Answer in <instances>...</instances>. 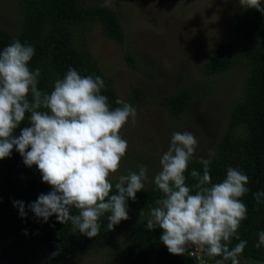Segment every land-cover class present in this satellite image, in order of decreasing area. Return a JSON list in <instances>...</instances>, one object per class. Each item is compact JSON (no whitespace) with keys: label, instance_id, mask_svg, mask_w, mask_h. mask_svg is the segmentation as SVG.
Returning a JSON list of instances; mask_svg holds the SVG:
<instances>
[{"label":"trees","instance_id":"obj_1","mask_svg":"<svg viewBox=\"0 0 264 264\" xmlns=\"http://www.w3.org/2000/svg\"><path fill=\"white\" fill-rule=\"evenodd\" d=\"M0 1L8 3L14 18V27L0 26V51L16 39L22 43L29 42L35 49L29 67L41 70L40 89L50 93L55 80L63 78L72 67L82 76H100L105 82L101 94L108 97L109 105L113 108L118 107L115 103L117 99L131 105L143 101L145 95L135 84L131 85L128 95L121 98L112 79L104 74L89 47L88 36L95 26L119 45L126 43L121 18L114 8L101 3L81 4L79 0ZM261 6L264 7V0H261ZM229 25L241 39L215 44L205 54L200 65L201 74L206 76L228 72L237 64L245 67L240 96L227 109L226 129L214 146L215 157L210 165V175L213 183L220 182L231 166L239 168L249 177L246 185L249 191L241 197L247 207V219L241 222L238 229L240 239L248 243L239 261L264 264V246L255 247L258 232L264 231V197L259 203L253 198V193L264 192V14L253 8H242L239 4ZM130 54L133 53L127 55ZM127 59L131 67L140 70L134 54ZM204 94H207L206 90L199 92V95ZM195 97L196 91L185 84L161 96L159 103L167 108L170 115L178 117L191 106ZM26 126H29L27 118L21 122L14 135L18 136ZM147 146L156 147L151 144ZM142 147L138 151L128 147L120 165L123 175L131 170L123 166H136L141 161H148L143 158L146 146ZM199 160L193 158L189 172L193 168L202 171ZM185 175L188 185L195 183L187 172ZM117 178L111 180L113 184ZM49 191L51 186L42 182L36 166L26 167L15 148L10 157L0 160V264H66L91 251L101 252L115 242L121 229L126 236L125 243L117 246L116 251L117 255L120 254L122 264H199L196 256L188 254L194 250L193 246L183 255L171 254L160 241L162 230L159 227L147 229L150 209L161 196L151 181L145 183L144 190L136 194L134 201H127L129 219L125 225L121 221L108 230L107 215L110 213L105 214L100 220V232L93 238L79 233L71 222L58 223L55 215L44 223L28 210L29 203L41 193ZM13 201L24 202L25 218L19 216ZM142 210L143 215H140ZM73 214H77L76 210H73ZM238 242L233 238L229 247H234ZM205 257L209 264L222 259L206 254ZM225 264H231V261Z\"/></svg>","mask_w":264,"mask_h":264},{"label":"clouds","instance_id":"obj_2","mask_svg":"<svg viewBox=\"0 0 264 264\" xmlns=\"http://www.w3.org/2000/svg\"><path fill=\"white\" fill-rule=\"evenodd\" d=\"M239 3L264 14L261 0ZM34 54L29 42L18 39L0 51V160L10 157L15 148L24 165H35L42 182L51 186V191L27 205L38 220L47 223L55 215L58 223L71 222L79 233L93 238L99 234L105 214L110 213L108 230L129 219L127 201L136 199L148 179L143 165L138 171L119 175L115 184L109 178L119 171L126 155L128 142L120 130L130 118L135 122L136 109L121 99L115 101L118 107H111L108 97L101 94L104 80L82 76L72 67L55 80L50 93L40 89L41 70L29 67ZM26 118L29 126L15 136ZM197 147L193 133H172L153 179L161 196L150 209L146 227L162 230L160 241L171 254L183 255L190 246H197L209 257H222L215 264H240L248 243L238 235L241 222L247 219L241 197L249 191V177L230 166L226 177L213 183L210 165L214 150H209L208 158H200L202 171L193 168L189 172ZM186 172L194 184L186 183ZM261 197L264 192L253 193L257 203ZM12 203L25 218L24 202ZM257 235L255 247L260 248L264 231ZM233 238L239 242L230 248Z\"/></svg>","mask_w":264,"mask_h":264},{"label":"rangeland","instance_id":"obj_3","mask_svg":"<svg viewBox=\"0 0 264 264\" xmlns=\"http://www.w3.org/2000/svg\"><path fill=\"white\" fill-rule=\"evenodd\" d=\"M79 2L101 3L117 11L126 33V43L119 45L95 26L88 36L89 47L104 74L112 79L121 98L128 95L132 84L145 95L142 102L132 104L136 109L135 122L130 118L121 136L131 149L138 151L141 146H146L143 153L147 158H143L148 161L123 167L138 171L139 166H146L148 179L145 183L153 182L160 170L161 155L167 150L173 132L193 133L198 140L194 157L208 158L209 150H214L226 129L227 109L240 96L245 67L237 64L228 72L206 76L201 74L200 65L215 44L241 39L229 25L239 0ZM12 15L8 3L0 1V26L14 27ZM129 52L134 54L140 70L129 65L127 57H133V54L127 55ZM185 84L196 91V97L180 116H172L159 103V98ZM202 90H206L207 94L199 95ZM150 144L156 147L147 146ZM119 175H123L121 167L109 178L112 180ZM125 238L121 229L115 242L101 252L91 251L66 264H122L116 247L125 243ZM240 264L250 263L245 260Z\"/></svg>","mask_w":264,"mask_h":264},{"label":"built area","instance_id":"obj_4","mask_svg":"<svg viewBox=\"0 0 264 264\" xmlns=\"http://www.w3.org/2000/svg\"><path fill=\"white\" fill-rule=\"evenodd\" d=\"M194 250L188 252L189 256L194 257L196 256V260L199 262V264H209V261L205 257V254L199 250L197 246H193Z\"/></svg>","mask_w":264,"mask_h":264}]
</instances>
